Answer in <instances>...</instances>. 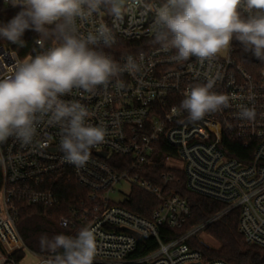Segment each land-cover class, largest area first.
Segmentation results:
<instances>
[{
  "label": "built area",
  "instance_id": "1",
  "mask_svg": "<svg viewBox=\"0 0 264 264\" xmlns=\"http://www.w3.org/2000/svg\"><path fill=\"white\" fill-rule=\"evenodd\" d=\"M148 2L159 6L163 0ZM18 7L0 0V11ZM95 20L114 26L107 13ZM153 23L151 12L126 14L114 26L117 43L104 49L122 68L131 58L139 71H122L94 94L74 89L61 97L84 105L87 122L106 128V142L91 149L85 166L78 168L64 159L61 128L48 124L47 117L37 125L32 145L15 137L0 143V241L7 250L0 248V264H17L12 253L24 248L16 224L18 205H59L51 183L62 177L74 179L87 194L69 216L59 218V226L73 230V237L84 227L94 230V264H227L205 259L189 242L236 210L245 241L264 248V68L247 69L232 56V47L225 58L201 62L192 57L177 63L170 59L174 50L164 51L153 43ZM16 59L22 57L0 46V75L10 72ZM209 79L215 80L213 91L230 98L228 107L196 122L188 120L186 112L173 113V108L180 111L188 90ZM242 106L255 108L254 121L239 118ZM44 143L47 147L38 146ZM159 163L165 167L162 173L154 171ZM178 172L190 191L223 208L185 229L191 209L172 187L182 181ZM120 185L128 186V192L118 190ZM135 189L157 200L150 216L125 206ZM116 192L121 200L111 197ZM170 230L182 232L172 237ZM33 254L41 260L49 256Z\"/></svg>",
  "mask_w": 264,
  "mask_h": 264
},
{
  "label": "clouds",
  "instance_id": "2",
  "mask_svg": "<svg viewBox=\"0 0 264 264\" xmlns=\"http://www.w3.org/2000/svg\"><path fill=\"white\" fill-rule=\"evenodd\" d=\"M9 5L21 10L0 24V39L23 47L25 31L33 30L39 33L35 43L40 51L14 60L10 72L0 75V143L15 137L23 145H32L37 125L47 117L48 124L61 128L64 159L78 168L85 166L92 148L106 142L107 131L87 122L84 105L61 97L74 89L94 94L122 71H139L131 58L122 68L104 51L117 43L114 26L126 14L151 12L153 43L164 51L174 50L170 59L177 63L192 57L211 61L234 39L245 52L264 60V0H163L159 6L148 0H9ZM102 12L112 17L113 27L96 23ZM214 84L209 79L192 87L180 111L173 108V113L186 112L187 119L196 122L228 107L230 98L213 91ZM238 115L251 122L256 111L242 106ZM40 247L52 254L40 264H94L98 254L90 227L80 229L75 237L42 235Z\"/></svg>",
  "mask_w": 264,
  "mask_h": 264
},
{
  "label": "trees",
  "instance_id": "3",
  "mask_svg": "<svg viewBox=\"0 0 264 264\" xmlns=\"http://www.w3.org/2000/svg\"><path fill=\"white\" fill-rule=\"evenodd\" d=\"M20 10L21 8L18 7L0 11V24H6ZM39 38V33L33 30H26L22 37V40L25 42L23 47H19L4 39H0V46L10 48L16 51L20 57L25 58L34 56L40 51L39 46L35 43ZM126 44L125 42H121L120 45L122 47L126 46ZM120 45L118 48H120ZM137 48L144 49L143 47ZM232 56L247 69L258 70L264 68V60L255 57L250 51L245 52L242 44L235 39L232 41ZM154 171L156 173L165 171L163 163H159ZM178 176L182 177V181H175L172 187L181 197L187 200L191 209V216L185 229L191 225L199 224L207 220L223 208L221 203L190 191L185 184L183 175L178 172ZM2 179L3 174L0 158V188ZM51 185L60 196L61 202L59 205L55 207L27 204L18 205L16 224L24 248L12 253V257L16 260L17 264L24 259L26 251L43 256L51 254L42 250L40 247V237L42 235H47L49 238L57 234L73 236V230L60 227L58 220L61 216H69L70 209L84 199L87 191L74 179L69 177L59 178L52 182ZM157 203V200L153 196L135 189L132 193L131 200L125 203V206L137 214L148 217ZM238 223L239 211L236 210L228 213L207 227V231L218 241V247L206 249L195 242V240L189 242V245L200 250L205 259L208 260H222L227 264H264V248L247 243L244 236L238 230ZM163 231L166 230L163 229ZM181 232L180 230H170L172 237L179 235ZM163 238L167 239L164 233ZM144 241H140L141 246ZM151 249H153V246L148 249L141 248L137 253L144 254Z\"/></svg>",
  "mask_w": 264,
  "mask_h": 264
},
{
  "label": "rangeland",
  "instance_id": "4",
  "mask_svg": "<svg viewBox=\"0 0 264 264\" xmlns=\"http://www.w3.org/2000/svg\"><path fill=\"white\" fill-rule=\"evenodd\" d=\"M230 47H232V44L230 45ZM230 47L226 50H223L221 53H219L216 57L218 58H225L229 55L230 52ZM128 186L124 185H120L117 187L118 190H122V192H128L127 189ZM111 197L118 201L121 200L123 197L119 192H116L114 194L111 195ZM195 242H197L198 244H200L201 246H203L206 249H209L210 247L215 248L219 246V243L217 240H215L212 235L206 230V232H203L199 235V237L195 240ZM0 248L5 251L7 253V250L5 249L3 243L0 241ZM41 261V257L33 254L31 251H26L25 257L24 259L19 263V264H40Z\"/></svg>",
  "mask_w": 264,
  "mask_h": 264
}]
</instances>
